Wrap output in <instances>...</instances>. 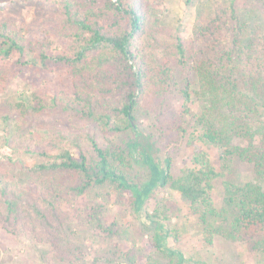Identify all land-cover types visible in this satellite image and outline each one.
I'll return each instance as SVG.
<instances>
[{
    "label": "trees",
    "instance_id": "trees-1",
    "mask_svg": "<svg viewBox=\"0 0 264 264\" xmlns=\"http://www.w3.org/2000/svg\"><path fill=\"white\" fill-rule=\"evenodd\" d=\"M53 1L65 17L68 43L60 54L50 56L52 38L44 33L46 41L38 42L39 49L35 51L43 69L50 71L57 63L68 65L71 84L57 82L53 88L34 93L37 105L32 108L23 101L13 106L25 119L32 110L39 113L58 106L83 122L72 126L78 132L56 128L57 133L49 142L50 150L41 144L27 148L41 157L33 182L0 179L2 227L48 245L58 262L83 261L85 251L69 238L61 208L65 199L64 179L69 175L78 181L67 186L75 195L87 194L115 203H123L127 198L137 218L148 220L159 229L155 231L159 236L158 248L165 255L174 256L176 264L186 259L182 253L159 244L168 235L154 219L161 214L157 210L144 216L139 214L156 186L180 193L196 216L206 243L211 244L215 235H220L234 242L250 241L254 249L264 253L263 186L251 181L225 180L223 204L218 208L212 191L219 173L209 155L202 149L196 150L191 157L193 165L172 175L170 157L161 155L149 141V135L139 130L135 114L141 95L147 90L162 98L178 93L185 105L192 95H197L201 106L194 116L202 129L198 139L221 151L224 159L251 163L256 178L263 182V26H252L242 18L236 10L237 0H210L211 18L196 28L188 43L178 42L174 51L167 48L170 43L153 34L149 0H103L102 4L100 0ZM249 1L261 8L264 18V0ZM0 37L6 45L0 49L5 59L15 51L24 54V45L12 23L0 19ZM160 46L163 51L157 55ZM171 56H175L180 67L183 86L178 84ZM128 129L134 135L126 146L108 136L110 132ZM82 137L91 146L89 154L82 150ZM137 158L150 169V176L143 183L133 176ZM95 207L93 201L91 210L98 214ZM110 230L108 233L113 234ZM93 260L98 264L113 262L108 255Z\"/></svg>",
    "mask_w": 264,
    "mask_h": 264
},
{
    "label": "rangeland",
    "instance_id": "rangeland-1",
    "mask_svg": "<svg viewBox=\"0 0 264 264\" xmlns=\"http://www.w3.org/2000/svg\"><path fill=\"white\" fill-rule=\"evenodd\" d=\"M149 1L153 34L162 42L170 43L171 46L167 48L174 51L178 42L190 41L196 28L206 23L213 11L210 0ZM236 10L250 25H261L264 29L261 8L258 5L256 7L254 2L237 0ZM0 19L12 23L24 45L23 55L15 51L5 59L0 52V179L10 182L27 180L31 183L36 179V168L41 157L27 148L41 144L50 150L52 146L49 142L56 135V128L78 132L72 130V126L83 122L58 106L44 108L39 113L32 110L26 119L21 118L13 106L23 101L32 108L37 105L34 93L53 88L57 82L71 84L68 82L71 69L68 65L57 63L53 64L50 71L43 69L38 52L35 51L39 49L38 42L46 41L44 33L52 38L48 49L50 56L64 51L68 43V37H65L68 26L53 0H0ZM5 46L0 37V49ZM162 51L163 46L158 47L157 55ZM24 61L29 63H22ZM170 62L179 86H183L182 73L175 56L170 57ZM173 94H166L162 98L147 90L141 95L140 107L135 113L139 130L149 135V141L161 155L170 157L172 175L176 176L182 168L192 166V154L202 149L219 173L212 191V199L218 208L223 204L225 180L237 183L251 181L264 188V181L256 178L251 163L224 159L221 151L204 145L198 139L202 131L195 122L201 106L199 97L192 95L185 105L178 93ZM133 135L131 129L108 134L124 146ZM236 142L243 143L239 140ZM81 145L82 150L89 154L91 146L84 137L81 138ZM72 149L76 151L74 147ZM133 176L140 183L146 181L150 176L148 164L139 158L134 159ZM76 183L75 177H65V199L61 203L69 238L79 243L86 255L83 261L72 264H98L93 259L101 255L111 256L112 264H176L174 256L165 255L158 248L159 236L155 231L159 232V229L148 220L137 218L127 198L123 203H115L87 194L75 195L67 186ZM93 201L96 202L98 214L91 210ZM155 210L161 215L154 219L168 232L165 239L159 240V244L182 253L186 259L182 264H264V253L254 249L250 241L234 242L215 235L211 244L206 243L198 229L196 216L175 190L156 186L139 214L144 216ZM119 228L124 231H118ZM110 229L113 234L108 233ZM0 264L65 263L53 258L48 245L29 240L24 233L12 234L0 224Z\"/></svg>",
    "mask_w": 264,
    "mask_h": 264
}]
</instances>
